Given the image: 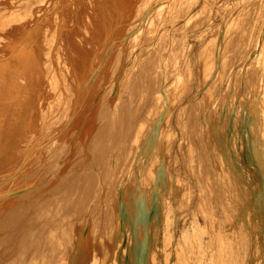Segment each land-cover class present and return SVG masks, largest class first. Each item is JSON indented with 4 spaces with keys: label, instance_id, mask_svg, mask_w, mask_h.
<instances>
[{
    "label": "bare ground",
    "instance_id": "1",
    "mask_svg": "<svg viewBox=\"0 0 264 264\" xmlns=\"http://www.w3.org/2000/svg\"><path fill=\"white\" fill-rule=\"evenodd\" d=\"M167 1L174 2L172 14H185L183 0ZM253 1L235 0L222 7L220 30L212 44L214 50L208 54L210 59L225 60L223 46L233 32L236 18L246 14ZM72 2L14 0L21 6L20 10L11 22L10 8L0 23V171L5 177L0 180V185L4 184L0 189V264H22L24 256L18 253H62L56 264H264V183L255 179L252 186L243 166L226 146L220 147V160L228 163L231 158L233 162L234 171L224 175L227 183L236 185L233 219L223 218L222 207L210 205L205 227H197L192 233L185 230L178 239L168 235L164 246L155 247L159 222L169 221V216L162 212L163 191L168 187L164 152L159 153L150 172V186L144 182V170L139 169L163 137L160 124L153 125L154 113L137 135L131 167L122 178L110 240L103 246L104 251L100 242L92 240L88 207L84 223L76 234L73 231L70 239L57 236V230L49 233V230L22 227L29 221L33 226L49 225L56 216L52 214L57 201L54 190L63 185L73 186L77 167L74 165L76 170L71 167L77 151L81 150L88 163L93 154V139L109 141L115 128L128 122L126 116L123 120L120 110L121 92L139 93L143 86L136 66L141 55H129L125 41L136 31L140 34L147 27L145 23L151 12L164 4L163 0L145 3L82 0L90 9L79 23L77 16L84 9H75L77 0L70 11L64 10ZM260 4L264 17V0ZM208 7L211 11L212 6ZM136 16L140 18L135 19ZM158 18L147 24L152 31L142 36H158L157 28L153 30ZM263 40L264 35L257 34L252 47L260 48L257 53L261 55L264 77ZM174 49L177 50L176 45ZM172 50L169 46L163 54ZM214 68L222 75L228 71V68ZM164 85L161 82L159 88L163 89ZM205 87V82L198 85L199 91ZM261 88L264 91V84ZM233 106L229 104L225 131L221 132L216 122L213 136L218 140L238 138L241 145L247 146V165H257L258 173L263 176L258 155L264 147V102L256 93L249 112L246 109L245 114L235 119ZM238 108L243 111L245 106L242 103ZM132 109L129 117L135 113ZM102 119L106 129L101 133L98 127ZM109 148L106 155L112 158L115 149ZM30 157L41 164L31 163L32 169L26 171ZM109 169L112 175L113 160ZM39 170L45 173L44 177L37 176ZM28 173L31 175L27 176ZM131 176L134 183L129 185ZM42 208L35 221L34 213ZM201 231L210 236L207 246H200L199 237L195 236ZM199 248L216 253H192ZM235 249L240 253H235ZM27 263L39 264L34 258Z\"/></svg>",
    "mask_w": 264,
    "mask_h": 264
},
{
    "label": "rangeland",
    "instance_id": "2",
    "mask_svg": "<svg viewBox=\"0 0 264 264\" xmlns=\"http://www.w3.org/2000/svg\"><path fill=\"white\" fill-rule=\"evenodd\" d=\"M147 1L138 0L139 3ZM163 1L164 4L151 12L145 23L148 27L147 24L159 16L153 29L156 31L157 28L158 36L156 38L153 34L151 37L142 36L152 31L144 27L142 31L140 30V34L136 31L125 41V48L128 49L129 55H141L136 66L143 86L139 93L121 92L120 110L123 112V120L125 121L126 116L128 122L118 125L109 141L93 139L91 144V147H94L93 154L88 163L83 158L81 150L77 151L71 167L72 170H76L74 165L77 167L73 186L63 185L58 190H56L58 187L54 190L56 192L53 195L57 197V201L52 214L56 216L49 225L37 223L33 226V223L29 225L32 222L29 221L22 227L37 231L49 230V233L57 230V236L63 238L68 236L70 239L73 231L76 234L79 226L84 223L88 207L91 215L92 240L95 243L100 242L103 247L110 240L117 195H119L122 178L131 167L137 135L153 113L155 114L153 125L160 124L163 137L159 139L154 153L143 160L139 169L144 170V182L150 186V172L159 153L164 152L168 187L163 191L162 212L169 216V221L159 222L154 241L155 247L164 246L168 235L178 239L185 230L192 233L197 227H205L210 205L222 207L223 218L233 219L237 203L236 185L227 183L225 176L234 171V167L231 158L228 163L220 160V147L226 146L232 150L239 164L243 166L244 173L248 174L247 177L252 186L255 185V179L264 183V174L261 176L258 173L257 165H247V146L241 145L238 138L218 140L213 136L216 122L219 130L225 131L229 120V104L234 105L232 117L235 119L245 114L246 109L249 112L250 101L256 93L264 102V91L261 88L264 84L261 73L263 63L260 59L261 55L257 53L260 48L252 47L257 34L264 35L262 30L264 17L261 15L263 6L260 0H254L249 11L236 18L237 23L233 32L223 46V49L225 48L222 53L225 58L223 61H219L220 57L210 59L208 54L214 50L212 44L220 30L218 26L222 21V7L235 0H183L182 5L185 8L183 15L177 12L172 14L173 1ZM75 3L76 0H73L71 4H66L64 10L70 11ZM6 4L7 8H5ZM209 5L212 6L211 11ZM80 7L84 10L77 16L79 23L82 16L90 9V5L77 0L75 9ZM10 8H12V22L21 6H17L14 0H0V23L6 12H10ZM229 8H226V13ZM258 13L259 17H257ZM139 18L140 16H136L135 19ZM168 25H172L173 28ZM174 45L177 46V50L174 49ZM169 46L173 50L163 54ZM216 66L228 68L227 73L222 75L221 71L215 70ZM161 82L165 84L163 89L159 88ZM201 82L206 84L203 91H199L198 88ZM134 101L136 104L132 105ZM242 103L245 106L243 111L242 108H238L242 106ZM132 108L135 109V113L129 117L128 112H131ZM163 110L169 113L165 114ZM99 124L98 130L102 133L106 129L103 125L104 120L102 119ZM108 148L115 149L112 158L106 155ZM67 154L69 152H66ZM258 157L264 173V147ZM111 160L114 163L112 175L109 169ZM31 163L41 164L30 157L26 171L32 169ZM41 170L37 174L38 177L45 176ZM2 172L0 171V180L5 179L1 176ZM29 175L31 173L27 174ZM12 180L11 178L8 182ZM133 183L134 176H131L129 185ZM239 186L240 189L243 188V184L240 183ZM3 188L4 184L0 185V189ZM66 188L71 190L67 191ZM43 210L44 208L34 213L35 221L37 215ZM169 229L172 231L169 232ZM195 236L199 237L198 243L202 247L210 243V236L205 231ZM104 247L101 251L105 250ZM234 252L240 253L236 249ZM159 253H162L161 250ZM192 253H216V251L207 252L199 248L194 249ZM18 254L24 256V264H29L27 262L33 258L39 264H56L62 253ZM11 255L14 256L15 253ZM160 260L164 261V257L160 256Z\"/></svg>",
    "mask_w": 264,
    "mask_h": 264
}]
</instances>
